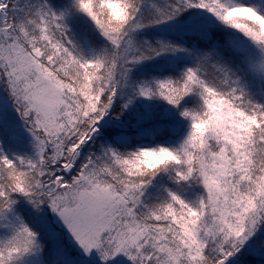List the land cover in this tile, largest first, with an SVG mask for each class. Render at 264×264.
<instances>
[{
    "label": "snow or ice",
    "instance_id": "1",
    "mask_svg": "<svg viewBox=\"0 0 264 264\" xmlns=\"http://www.w3.org/2000/svg\"><path fill=\"white\" fill-rule=\"evenodd\" d=\"M0 264H264V0H0Z\"/></svg>",
    "mask_w": 264,
    "mask_h": 264
}]
</instances>
